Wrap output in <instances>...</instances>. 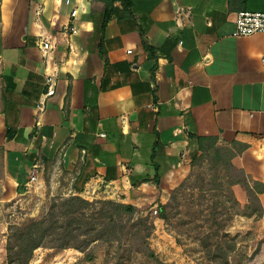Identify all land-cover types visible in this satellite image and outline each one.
I'll use <instances>...</instances> for the list:
<instances>
[{"label":"crops","instance_id":"0c3cea01","mask_svg":"<svg viewBox=\"0 0 264 264\" xmlns=\"http://www.w3.org/2000/svg\"><path fill=\"white\" fill-rule=\"evenodd\" d=\"M128 1L130 18L115 2L103 32L97 0L2 4L1 180L26 186L33 165L53 163L79 196L98 178L121 202L151 193L163 203L185 176L195 135L247 144L232 162L264 183L263 38L234 35L235 15L264 12V0ZM44 41L54 45L47 58ZM46 66L56 75L49 97Z\"/></svg>","mask_w":264,"mask_h":264},{"label":"rangeland","instance_id":"374dc122","mask_svg":"<svg viewBox=\"0 0 264 264\" xmlns=\"http://www.w3.org/2000/svg\"><path fill=\"white\" fill-rule=\"evenodd\" d=\"M2 4L6 0H0V8ZM188 153L185 176L175 180L163 193V203L159 198L149 201L151 193L141 201L131 195L136 211L120 219L111 242L102 239L89 245L83 253L75 249H54L47 242L34 251L28 264H206L200 239L213 242L222 239L224 232L230 236L225 240L232 244L234 253L247 255L235 256L234 264H264V204L261 219L247 216L234 203L236 200L242 208L245 206L244 189L235 185L231 188L233 197L230 196L224 159L218 160L212 155L201 158L195 147ZM60 169L58 164H39L37 182L17 188L1 180L0 174V264H7L5 248L12 226L22 227L40 219L53 199L79 196L70 192L71 180ZM97 201L131 205L129 201L121 202L117 196ZM160 204L165 206L163 216L158 212ZM99 208L88 214L95 212L98 216ZM101 222L102 218L98 219L97 226ZM90 252L93 258L88 260L86 255Z\"/></svg>","mask_w":264,"mask_h":264},{"label":"trees","instance_id":"16d2710c","mask_svg":"<svg viewBox=\"0 0 264 264\" xmlns=\"http://www.w3.org/2000/svg\"><path fill=\"white\" fill-rule=\"evenodd\" d=\"M104 5V15L101 24L103 32L106 23L113 14V4L119 2L122 6V18H130L128 0H97ZM102 37L99 43V51L103 54ZM142 47L148 53L150 48L145 42ZM150 54V53H149ZM15 132L10 128H5V139L9 141ZM188 140L196 148L199 157L207 155L215 156L218 160L224 159L223 167L227 172V188L231 198V188L238 185L244 189L247 203L242 208L235 200V205L245 211L247 216H253L256 220L261 219L263 215V205L260 196L264 193V183L255 181L246 174L242 169H238L233 164V159L242 155L248 145L241 142L232 141L228 144H219L217 137H199L190 135ZM99 206V210L94 211ZM92 209V210H91ZM165 206L158 205V212L163 216ZM136 208L130 204L118 203L114 201H93L89 202L79 196H69L67 198L53 199L48 211L38 220H32L28 224L18 227L12 226L11 233L8 236L6 244L7 264H28L35 250L42 247L45 243H50L51 248L64 250L75 249L80 252L102 239L111 242L115 235V226L120 222L123 216H132ZM102 218L103 222L97 226L96 221ZM222 239L217 238L213 242L206 239H200L202 247V258L206 264H234L235 256L240 253H234L232 244L230 245L225 239L230 238L227 232H224ZM179 243V240H177ZM241 257L247 255L240 254ZM154 258L153 254H149ZM93 252L86 255V259L91 260Z\"/></svg>","mask_w":264,"mask_h":264},{"label":"built area","instance_id":"2783aa9c","mask_svg":"<svg viewBox=\"0 0 264 264\" xmlns=\"http://www.w3.org/2000/svg\"><path fill=\"white\" fill-rule=\"evenodd\" d=\"M66 5L69 4V0H64ZM182 12L181 9H178V14ZM78 11L76 8L70 11V17L75 19L77 17ZM66 30L71 35H75L77 33V29L73 26H68ZM234 35L237 37H249L253 35H259L263 38V48L260 57V62L262 66V71L264 72V12H249V11H241L235 15L234 19ZM38 49L41 52L44 58H47L48 54L54 49V45L52 42H38ZM55 69L52 71L48 70V67L45 68V87L46 92L44 94L45 97L52 96L54 94L55 87ZM42 105H39L41 109ZM104 137V135H101ZM38 166L33 165L29 174V180L27 187L35 184L37 182V170ZM112 189V188H111ZM112 193L110 192V186L104 185L102 181L98 178H92L88 180L82 191L80 192V196L87 201H97L100 199H108L112 198Z\"/></svg>","mask_w":264,"mask_h":264}]
</instances>
